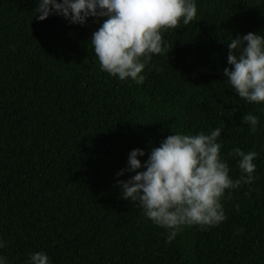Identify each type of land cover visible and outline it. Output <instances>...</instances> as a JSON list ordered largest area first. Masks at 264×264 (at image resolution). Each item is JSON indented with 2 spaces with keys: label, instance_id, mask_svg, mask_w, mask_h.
Here are the masks:
<instances>
[{
  "label": "trees",
  "instance_id": "trees-1",
  "mask_svg": "<svg viewBox=\"0 0 264 264\" xmlns=\"http://www.w3.org/2000/svg\"><path fill=\"white\" fill-rule=\"evenodd\" d=\"M194 2L195 20L162 32L166 52L137 85L101 70L90 39L102 18L39 21L36 0H0L6 264H29L36 252L49 264H264V104L240 99L223 75L232 38L264 36V0ZM249 113L259 118L255 133L241 124ZM216 128L230 177L244 175L230 155L239 148L258 154L256 179L226 190L219 225L184 227L168 243V230L122 198L118 181L135 173H117L134 149L143 166L169 135Z\"/></svg>",
  "mask_w": 264,
  "mask_h": 264
},
{
  "label": "clouds",
  "instance_id": "clouds-1",
  "mask_svg": "<svg viewBox=\"0 0 264 264\" xmlns=\"http://www.w3.org/2000/svg\"><path fill=\"white\" fill-rule=\"evenodd\" d=\"M36 4L39 21L51 14L81 25L89 17L102 18L103 23L90 39L101 70L121 81L130 78L137 85L143 84L142 73L152 56L166 52L162 32L178 29L181 21L188 26L197 15L194 0H36ZM227 46V63L231 66L223 70L227 82L240 99L264 104V36L250 32L232 38ZM258 121L249 113L242 117L241 124L255 133ZM220 136V128L210 134L169 135L159 147L151 149L143 166L137 159L145 155L143 150H132L128 168L117 173H135L127 181H118L122 198L141 208L153 224L168 230V243L184 227L219 225L226 219L221 204L226 190L251 185L256 179L253 161L258 154L239 148L230 155L239 157L238 167L244 175L235 180L230 177L228 164L220 156ZM141 167L145 170L137 171ZM4 246L0 241V248ZM0 264H6L3 258ZM29 264H49V258L36 252L31 254Z\"/></svg>",
  "mask_w": 264,
  "mask_h": 264
}]
</instances>
